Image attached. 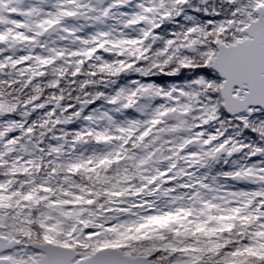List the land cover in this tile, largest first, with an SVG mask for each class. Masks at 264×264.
<instances>
[{"label":"snow or ice","instance_id":"snow-or-ice-1","mask_svg":"<svg viewBox=\"0 0 264 264\" xmlns=\"http://www.w3.org/2000/svg\"><path fill=\"white\" fill-rule=\"evenodd\" d=\"M0 264H264V0H0Z\"/></svg>","mask_w":264,"mask_h":264}]
</instances>
